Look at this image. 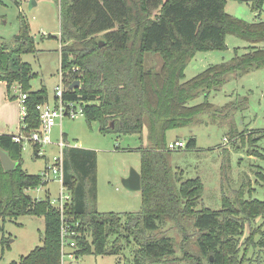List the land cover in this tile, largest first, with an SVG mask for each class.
<instances>
[{"label": "trees", "instance_id": "16d2710c", "mask_svg": "<svg viewBox=\"0 0 264 264\" xmlns=\"http://www.w3.org/2000/svg\"><path fill=\"white\" fill-rule=\"evenodd\" d=\"M52 1L59 8L63 99L80 104L86 122L97 121L100 133L135 135L141 143L142 206L138 212L120 215L96 209V152L70 146L63 136L62 184L70 194L65 217L68 226L79 233L75 256L115 255L116 243L109 246L108 238L115 235L119 239L126 233L124 237L132 236L138 245L132 264H177L181 259L173 258L177 248L169 233L174 229L181 235L193 231L203 257L195 264L250 262L247 245L240 254L241 239H248L246 228L256 218L264 220V198L240 201L234 194V205L224 198L220 210L201 206L202 183L198 177L183 179L173 169L165 134L204 123V116L215 107L206 101L192 104L197 97L218 91L231 77L264 68V48H249L231 62L183 82L184 68L194 54L223 47L228 32L252 42L262 41L264 22L247 24L229 16L224 11L226 0ZM251 1L256 11L264 3ZM19 17V33L10 44H0V81L8 90L16 84L26 94V116L21 124L29 133L39 128L36 106L47 102V95L44 87L31 89L35 75L21 56L34 53V40L27 21ZM146 54L160 56L159 70L146 65ZM76 82L79 85L70 88ZM238 103H227L220 110L234 109ZM240 103L246 105L245 100ZM12 137L0 135V148L17 162L8 172L0 164V220L42 217L44 231L41 245L11 264H61L60 213L51 205L48 190L39 200L28 194L48 181L22 169L23 146ZM260 140L264 133L249 137L248 143L257 148ZM195 145L191 137L185 148ZM261 147L264 151V143ZM32 152L39 157L38 146L32 145ZM251 155L264 160V153L256 149ZM256 175L264 183V172ZM244 190L243 183L239 192ZM254 243L264 245L262 240Z\"/></svg>", "mask_w": 264, "mask_h": 264}, {"label": "rangeland", "instance_id": "374dc122", "mask_svg": "<svg viewBox=\"0 0 264 264\" xmlns=\"http://www.w3.org/2000/svg\"><path fill=\"white\" fill-rule=\"evenodd\" d=\"M0 4V44H10L19 33L20 17L28 25L34 40V53L23 54L22 61L31 66L34 78L30 82L32 90L45 88L47 102L53 103L54 88L59 81L60 70V20L59 8L52 0H36V6L29 7L30 0H1ZM251 0H226L224 11L231 17L247 24L264 22V3L257 11L251 6ZM155 13V11H153ZM56 38V39H54ZM249 48H264V40L252 42L246 38L228 32L224 36V45L218 49L200 50L194 54L184 68L183 82L202 74L208 68L219 66L242 55ZM145 63L159 70V55H145ZM20 89L13 84L8 90L4 81H0V135H17L22 131L18 96ZM246 101V105L240 102ZM206 101L215 108L204 116V123L194 127H178L165 134L166 143L181 140L185 144L195 138L193 149L182 148L171 152V165L181 173L183 179L198 177L203 186L200 204L211 210H220L225 198L234 205V194L240 201L264 198V183L256 175L264 172V160L251 155L252 150L260 152L264 140L258 147H251L248 138L264 133V68L251 71L239 77H231L216 92L207 97L199 96L192 104ZM239 102L234 109H221L225 104ZM63 134L70 146L89 149L96 152L97 158V201L96 209L101 213L138 212L142 206L140 191H128L122 180L131 170L140 171V140L135 135L102 134L99 123H87L82 116L75 119L65 117L51 131V140L56 143ZM57 149L52 146L40 148L39 157H34L32 144L24 142L22 147V169L29 174H41L50 164ZM245 184V190L239 192ZM48 190L50 200L57 199L60 184L51 176L46 186L29 190L28 194L43 199ZM65 194V193H64ZM124 219V217H123ZM253 225L246 228L247 240L241 239L240 254L246 245V256L251 260L243 264H264V245L256 246L254 241L264 244V220L256 218ZM187 229V228H186ZM44 231L42 217L22 215L11 220H0V264L18 262L32 249L41 245ZM258 232L256 235H254ZM177 251L173 258L177 264H195L200 255L195 243L193 231L181 235L171 230ZM111 235L108 245L116 243L115 255H73L65 258V264H132L138 245L133 237ZM249 239H251L249 241ZM251 243V245H249ZM254 244V246H253ZM182 247V248H181ZM74 252V251H73ZM247 259V258H246ZM196 260V262H194ZM201 260V259H200ZM173 261V260H172ZM194 262V263H193Z\"/></svg>", "mask_w": 264, "mask_h": 264}, {"label": "built area", "instance_id": "2783aa9c", "mask_svg": "<svg viewBox=\"0 0 264 264\" xmlns=\"http://www.w3.org/2000/svg\"><path fill=\"white\" fill-rule=\"evenodd\" d=\"M18 86V85H17ZM19 87V86H18ZM20 89V87H19ZM64 87L62 83V72L59 70V81L54 88V100L52 104L48 102L38 104L36 110L39 113L40 125L37 130H34L29 133L22 131L13 135L12 140L16 143H20L23 146L24 142H29L32 145L38 146V155H41L40 148L48 145H53L57 149L56 154L53 156V160L50 164H47L41 176L44 181H48V178L51 176L53 179H56L60 184V192L57 199L50 200L51 205L56 208L60 213L61 226H60V252H61V264H65V258H73L74 250L76 248L75 238L79 236V233L68 226L65 217V208L66 205L70 202V194L63 187V155L62 151L66 145L63 140V134L60 135L59 140L56 143H53L51 140V131L57 124L67 117L70 119H75L77 116L83 115V108L80 104L65 101L63 99ZM19 100V113L20 120L26 116V107L25 100L26 94L23 93L20 89V94L18 96ZM20 121V122H21ZM186 144L181 140H176L167 144V149L170 151L179 150L185 148ZM38 188V187H37ZM65 193V194H64ZM36 199V198H35ZM39 200V199H36ZM77 226V223L74 224ZM69 264H72L69 262Z\"/></svg>", "mask_w": 264, "mask_h": 264}, {"label": "water", "instance_id": "95a60500", "mask_svg": "<svg viewBox=\"0 0 264 264\" xmlns=\"http://www.w3.org/2000/svg\"><path fill=\"white\" fill-rule=\"evenodd\" d=\"M35 5L34 0H30L29 7H33ZM79 83L76 82L75 84H72L70 88H73L74 86H78ZM0 164L4 171H12L16 168L17 162L13 161L9 153L3 149L0 148ZM122 184L125 189L128 191H140L141 189V179L139 172H136L134 170H131L129 175L122 180Z\"/></svg>", "mask_w": 264, "mask_h": 264}, {"label": "crops", "instance_id": "0c3cea01", "mask_svg": "<svg viewBox=\"0 0 264 264\" xmlns=\"http://www.w3.org/2000/svg\"><path fill=\"white\" fill-rule=\"evenodd\" d=\"M34 2H35V5L34 6H36V0H34ZM59 38H60V34H59ZM54 39H56V38H54ZM61 42V41H60ZM176 141V140H175ZM53 146V145H52ZM55 147V146H54Z\"/></svg>", "mask_w": 264, "mask_h": 264}]
</instances>
